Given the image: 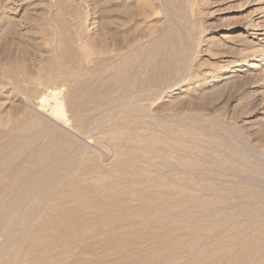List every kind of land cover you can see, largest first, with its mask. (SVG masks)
Listing matches in <instances>:
<instances>
[{"label":"rangeland","instance_id":"1","mask_svg":"<svg viewBox=\"0 0 264 264\" xmlns=\"http://www.w3.org/2000/svg\"><path fill=\"white\" fill-rule=\"evenodd\" d=\"M263 162L264 0H0V264H247Z\"/></svg>","mask_w":264,"mask_h":264},{"label":"bare ground","instance_id":"2","mask_svg":"<svg viewBox=\"0 0 264 264\" xmlns=\"http://www.w3.org/2000/svg\"><path fill=\"white\" fill-rule=\"evenodd\" d=\"M168 3V2H167ZM262 59V58H261ZM237 70H240V69H237ZM59 94H60V89H58V88H50V89H48V92H47V96L46 97H42L41 98V107H45L46 109H49V111H50V113H52V115L55 117V118H58V119H63V120H65L66 119V112H65V108H64V103H63V100L61 99V97L59 96ZM264 163V162H263ZM218 166V165H217ZM260 167V166H259ZM251 168V167H250ZM212 169H214V168H212ZM215 169H216V167H215ZM255 170V169H254ZM253 170V171H254ZM262 170V169H261ZM259 171L260 173L261 172H263V171ZM252 171V172H253ZM246 172V171H245ZM249 172V171H248ZM247 172V174H249ZM250 172H251V170H250ZM257 172H258V169H257ZM254 173V172H253ZM261 174H263V173H261ZM242 176V175H241ZM244 176V175H243ZM254 176H257V175H254ZM250 178H251V176H249ZM240 178V177H239ZM243 177H241V179H242ZM248 178V177H247ZM243 179H245V178H243ZM249 180V179H248ZM240 181H242V180H240ZM244 181V180H243ZM243 181L241 182V184L243 183ZM247 181V180H246ZM245 181V182H246ZM249 182H250V185H252V186H235L234 187V189H233V187H231L229 190L227 189L226 191H228L225 195H224V199L223 200H225V201H222V204L220 203L218 206H217V210H220V212H221V219H223V228L222 229H224L223 230V233H224V235L226 234V232L227 231H229L230 233H233L234 234V236H236L235 238H234V242H231V241H229V242H231V243H234V244H237L236 243V241L237 240H239L240 238H242L243 240L244 239H248L251 235H252V233H251V235H250V232L248 233L247 231H249L248 229H250V226L251 225H249L251 222H249V223H247V221L250 219V220H252V219H254V217H256V218H258V217H264V216H261V215H263V213L262 212H260V211H264V177H255V178H253V176H252V179H250L249 180ZM247 183V182H246ZM240 184V185H241ZM257 184H259V185H262V186H253V185H257ZM243 185H244V183H243ZM248 185H249V183H248ZM225 190V189H224ZM225 191V192H226ZM221 196V195H220ZM258 203H260V204H258ZM251 204L253 205V204H258V205H260L259 206V208H260V210L258 209V208H256V209H258V211L260 212V213H262L260 216H257V214L259 213L258 211H256V209L255 210H253V211H256V212H258L257 214H256V212H253L254 213V215L256 214V216H252V211L251 210H249V209H247L246 208V206H248V205H250L251 206ZM257 205V206H258ZM249 206V208L251 209V207ZM257 206H252V207H257ZM244 207H245V209H244ZM210 208V207H209ZM212 208V207H211ZM244 210H243V209ZM213 209V208H212ZM252 209H254V208H252ZM247 210H249L248 212H250L251 214H248V212L247 213H245V211H247ZM212 211V210H211ZM204 212V211H203ZM213 212H215V211H213ZM219 212V213H220ZM241 214H240V213ZM210 213V212H209ZM209 213H207V214H209ZM216 213H217V211H216ZM259 213V214H260ZM258 214V215H259ZM209 215H211V213L209 214ZM249 218V219H248ZM260 219V218H259ZM261 219H264V218H261ZM249 220V221H250ZM257 221V224L258 223H263V222H260L258 219H256ZM262 221V220H261ZM264 221V220H263ZM252 223H254L253 221H252ZM251 223V224H252ZM253 226L254 225H256V223L255 224H252ZM260 225V224H259ZM259 225L257 226V227H259ZM220 226V225H219ZM256 227V226H255ZM264 227V226H263ZM262 227V228H263ZM220 228V227H219ZM219 228H218V230H219ZM260 228V227H259ZM261 228V229H262ZM257 228H255L254 230H256ZM253 230V231H254ZM222 231V230H221ZM252 232V231H251ZM258 232V231H257ZM257 232H255V234L257 233ZM222 233V232H221ZM254 234V233H253ZM254 234V235H255ZM262 234H263V232H262ZM261 234V235H262ZM223 235V234H222ZM254 235L253 236H251L249 239H253L252 237H254ZM258 235V234H257ZM260 235V234H259ZM264 236V235H263ZM221 237H223V236H221ZM258 238V236H256L255 235V238ZM262 237V236H261ZM260 238V237H259ZM215 239H217V238H215ZM264 239V238H263ZM256 240H258V239H256ZM255 241V240H254ZM261 241V240H260ZM225 241H223V243H224ZM245 242V241H244ZM258 242V241H257ZM263 242H264V240H263ZM262 242V245L264 244ZM246 243V242H245ZM255 243V242H254ZM261 244V243H260ZM259 244V245H260ZM258 245V244H257ZM238 246V245H237ZM264 246V245H263ZM252 247V246H251ZM251 247H249L250 249H251ZM259 247V246H258ZM236 248V246H234V249ZM239 248V247H238ZM258 249H262V248H258ZM257 249V250H258ZM264 249V248H263ZM262 249V250H263ZM236 250V249H235ZM249 250V249H248ZM253 250V249H252ZM256 250V249H255ZM257 250H256V252H257ZM234 251V250H233ZM249 251H251V250H249ZM260 251V250H259ZM258 251V252H259ZM264 251V250H263ZM262 251V252H263ZM251 252H253V251H251ZM258 252L256 253V254H251V255H248V259L245 261L247 264H255L254 262L255 261H257V260H259V261H263L264 262V255H263V257L261 258V254H264V253H261V254H259L258 255ZM245 253H248V252H245ZM234 255V254H233ZM247 256V255H246ZM236 258H238V256L236 257ZM236 258H235V260L234 261H236ZM240 258V257H239ZM259 258H261V259H259ZM234 259V258H233ZM233 261V260H232ZM258 261V262H259ZM245 262H243V263H245ZM239 264V263H238Z\"/></svg>","mask_w":264,"mask_h":264}]
</instances>
